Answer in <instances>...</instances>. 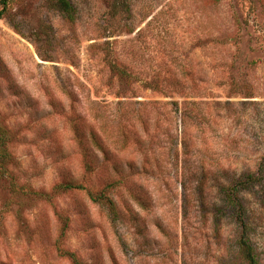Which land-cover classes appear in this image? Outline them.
<instances>
[{
  "label": "rangeland",
  "instance_id": "rangeland-1",
  "mask_svg": "<svg viewBox=\"0 0 264 264\" xmlns=\"http://www.w3.org/2000/svg\"><path fill=\"white\" fill-rule=\"evenodd\" d=\"M70 1L74 23L48 0L0 19L7 167L26 192L0 177V264H244L227 191L264 161V0ZM186 131L204 169H186ZM65 181L84 189L35 194ZM105 190L114 205L90 195ZM238 194L264 264V183Z\"/></svg>",
  "mask_w": 264,
  "mask_h": 264
},
{
  "label": "trees",
  "instance_id": "trees-1",
  "mask_svg": "<svg viewBox=\"0 0 264 264\" xmlns=\"http://www.w3.org/2000/svg\"><path fill=\"white\" fill-rule=\"evenodd\" d=\"M10 1L11 0H0V7H2L0 8V19L4 18L7 15ZM48 2L53 9L62 13L68 22L74 23L76 21L77 19L76 10L70 0H48ZM112 4H113L111 8L112 11H116L115 9L117 10L121 9L122 11H127L130 9L127 0H114ZM110 66L114 71L117 72V75L120 76L122 79L126 76V73L124 71L118 69L116 63H111ZM156 89L159 90L162 94L169 97L184 95L175 89H160L158 87ZM185 97H194V96L189 95ZM196 103H197L196 101L185 100L184 108H180L179 106H177L178 111L181 113L182 125L184 126L187 125L186 119L190 117L189 115L192 112L189 106H193ZM197 115H199V113H196V116ZM12 138H13L12 131L4 124V122L2 121V117L0 116V177H8L11 179V184L14 192L26 193L23 192L24 189L15 182L12 174L10 173L7 167L8 163L11 160V154L8 150V144L10 143ZM182 144H183V154L185 157L184 162L186 164V169L194 168V162L192 159L194 156L197 157L200 156L198 149L196 148L193 142V135H191V132L188 133L186 131L185 135L182 137ZM205 160H206L205 158H201V157L198 158L199 164L203 167V169L207 166ZM115 183L116 182L110 184L111 189L114 187ZM263 183H264V161L261 162L258 169H256L254 172L248 174L243 179L234 181L233 186L229 188V190L227 191L229 197V205L233 207V213L234 214L237 213L236 223L238 224V228H239L237 241H236L238 248L237 253L244 264H262V263L259 258L256 246L254 245L252 240L251 225L249 224L246 216L247 213L246 206L240 200L238 193L242 190H247L250 187L261 186ZM71 189H84V186H82L81 184H77L73 181H65L56 184L52 189V193H49L47 191H40V192H36L35 194L39 195L43 199H46L50 203H53V196ZM90 195L96 201L102 200L110 203L111 205L115 204L113 200L110 199L107 190L103 191L99 196H94L91 193ZM63 254L69 256L73 264H84L81 258L75 252L65 251L63 252Z\"/></svg>",
  "mask_w": 264,
  "mask_h": 264
}]
</instances>
